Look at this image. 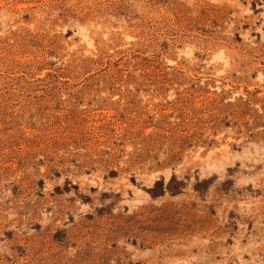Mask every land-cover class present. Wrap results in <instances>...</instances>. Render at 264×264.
<instances>
[{
	"label": "rangeland",
	"instance_id": "1",
	"mask_svg": "<svg viewBox=\"0 0 264 264\" xmlns=\"http://www.w3.org/2000/svg\"><path fill=\"white\" fill-rule=\"evenodd\" d=\"M0 264H264V0H0Z\"/></svg>",
	"mask_w": 264,
	"mask_h": 264
}]
</instances>
